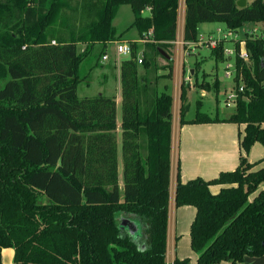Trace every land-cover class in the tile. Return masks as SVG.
<instances>
[{"label": "trees", "instance_id": "trees-1", "mask_svg": "<svg viewBox=\"0 0 264 264\" xmlns=\"http://www.w3.org/2000/svg\"><path fill=\"white\" fill-rule=\"evenodd\" d=\"M236 1L184 0L182 40L196 41L200 24L236 34L247 22L264 26V0H247L243 9ZM122 5L145 40L141 65L138 44L129 42L119 66L123 189L115 98L77 96L106 43L123 35L112 26ZM178 6L179 0H0V73H7L0 86V264L4 248L13 250L14 264H167L171 199L175 208H195L189 237L196 264L264 256V167L253 170L259 163L247 160L254 143L264 146V31L246 30L232 44L233 89L242 84L243 92L229 117L200 113L197 101L194 119L186 120L183 73L180 125L234 123L244 132L235 170L181 182L178 168L171 198L173 99L157 84L172 79L174 61L164 58L159 67L156 59L176 40ZM243 41L248 63L239 58ZM226 45L210 49L216 62L228 60ZM199 69L197 63L196 84ZM198 85L211 91L209 82ZM219 87L218 78L216 94ZM215 185L222 188L212 194ZM122 219L137 225L138 237L121 227Z\"/></svg>", "mask_w": 264, "mask_h": 264}, {"label": "crops", "instance_id": "crops-1", "mask_svg": "<svg viewBox=\"0 0 264 264\" xmlns=\"http://www.w3.org/2000/svg\"><path fill=\"white\" fill-rule=\"evenodd\" d=\"M248 2L249 1L246 0V4ZM121 7H119V11L121 10L120 9ZM184 8L185 7L183 0V12L181 14V17L178 16V21H180V24L182 25V29L180 30L181 38H182L183 26H184L183 25ZM115 20L116 17L112 21V26L116 29L117 36L123 34L120 38L122 42L125 43H127L128 41L136 42V43L141 42V40H139L138 38V33L136 29L130 28L134 20L133 13H132V21L126 28H123L121 32H118L117 28L114 26ZM200 26L201 24L199 25L198 30ZM133 29H135L136 31L135 37L133 38L126 37ZM263 31H264V26H263ZM106 44H107V52H105V54L108 57L106 62H102L101 60L99 61L100 63L98 64V66L95 67L90 72L88 82L85 84L89 86L91 82L90 78L92 73H94L95 70L99 69L101 71V80H102L101 92L99 95H102L104 97L107 96L114 97L117 108L118 103L121 105V97L119 94L120 91L119 66L114 56V45L111 44V42H108ZM99 47L100 46H98L96 49H99ZM172 47L174 49L175 46L172 44L171 48ZM83 49L84 47L80 46V50L82 51ZM194 56L195 53L193 55L183 56L181 59H177L176 56H169V58L174 61L172 77L176 75L174 74V71L178 69L177 76L175 77L179 82V88L181 85L180 81L181 79H183L182 78L183 73H184V78L188 75V73L191 75L189 84L193 79L194 68L199 62L196 60L193 64H188V66L186 67V60L187 57H194ZM162 58L164 59V57ZM176 64H177V68H176ZM185 69L187 71L186 74L184 72ZM163 79L165 78L159 79V82L157 84L158 91H161L159 89V84L160 81ZM220 80L224 81L223 77H221ZM109 81H114L115 88L113 91H111L108 87ZM166 86H167L166 84L163 85L165 89ZM199 94L201 95V97H203L205 96L204 95L205 91L200 89ZM179 103H180V97H179ZM201 106H202V102H201ZM219 118L222 119L224 117H219ZM192 119H186V120L190 121ZM120 126L121 123L120 125H118L116 121L115 133L117 137V146L119 150L118 155L121 156L122 155L121 154L122 152L120 150L121 142L119 141V138L117 136V134L119 135L117 130L118 127ZM172 129L173 128L171 124V131ZM175 131L176 132L172 131L171 133V145H170L171 198L175 187L174 183H175L176 174L178 172V168H179V179L181 182L197 179V177H200L205 181H210L215 179V177H217L218 174L221 172H232L237 168L239 156L241 154V148L239 147V135H242L244 132L243 125H237L234 123L230 124V123H216V122L180 125L178 119V123L176 124ZM120 133L122 134L121 128H120ZM263 159H264V146H261L259 143H254L251 146L249 154L247 156V160L249 163H257V162L259 163V165L255 166L253 170H257L258 168L264 167ZM118 168H119V173L123 172L122 159L120 163L119 156H118ZM119 186L121 189H123L122 175L121 178L119 179ZM221 188L222 186L220 185L211 186L210 192L212 194H215ZM260 189L264 190V183L260 186ZM171 208L175 210H174V219H173V214H172V219L171 218L168 219L169 225L167 231V246H166L167 264H172L175 258L179 260L185 259V256L180 253L179 249H180L181 241L183 239H186L188 245L190 246L189 230L191 223L194 220V216L196 212L195 208L192 206H180V208H175L173 206V202L171 199L169 217L171 216V213H173V210L171 211ZM194 256L196 257V261L190 262L189 264H196L198 257L196 254ZM1 260H2V264H14L13 250L11 248L2 249ZM218 264H230V263L222 261ZM236 264H264V256L252 257V258L246 257L244 258L242 263H236Z\"/></svg>", "mask_w": 264, "mask_h": 264}, {"label": "rangeland", "instance_id": "rangeland-1", "mask_svg": "<svg viewBox=\"0 0 264 264\" xmlns=\"http://www.w3.org/2000/svg\"><path fill=\"white\" fill-rule=\"evenodd\" d=\"M179 10H178V16L181 17V14L183 12V0H179ZM121 10L118 12L117 16H116V20L114 22V26L117 28L118 32H121L123 28H126L130 22L132 21V11L131 8L128 5H122V7L120 8ZM12 13H16L14 11H10ZM13 20H15V18H13ZM15 22V21H13ZM177 32H176V41L178 40H182L181 39V29H182V25L180 24V21L177 22ZM254 25H252L251 23H246V25H244L242 28H240L238 30V37L239 39H243V36L245 34L246 30H250V27L253 28ZM260 27V26H259ZM219 28L220 30L224 31L225 28L222 24H218V23H211V24H201L200 28H199V36H207V35H214L215 37H217V32L215 29ZM150 32V31H149ZM136 35V31L135 29L131 30L130 33L126 36V37H130L133 38ZM199 38V37H198ZM137 39V38H136ZM141 42H138V57L141 59V53L142 50L144 48L145 42H142L143 39H140ZM121 39H117L115 41H112L111 44L114 45V48L116 46L117 43H125V42H120ZM128 41L127 43L129 44ZM228 48L232 46V42L229 41V43H227L226 45ZM164 51L167 53L168 56H175V47L173 49V47H169V46H165L164 47ZM107 52V49H106ZM195 56L194 57H187L186 60V67L188 66V64H193L196 60L200 63V69L199 72L197 74V81L198 84L201 83V81L203 80L204 82H209V85L211 87V91H205V96L201 97V95L199 94L200 91V87L198 84L195 83V77H193L191 83L188 85L185 83V85H188V87L190 86V89L187 90V97H188V109H187V114H186V119H192L195 117L196 114V109H197V101H201L202 102V106L199 109L200 113L206 114L209 117H213L216 114L219 115V117H224L227 118L228 116H230L233 113V109H234V99H228V97L230 96V92L232 91L233 88V83L230 80H224L221 81L220 78L223 75L224 72V68H225V63L219 61L216 62L215 59H213L210 55V49L208 48H203V47H199L196 48L195 50ZM193 55V54H191ZM157 61V65L160 66H165L167 64L166 60H164L162 57H157L156 59ZM174 67V66H173ZM141 68V67H140ZM176 68H177V64H176ZM177 70L174 71V74H176L175 76H177ZM185 74L187 73L186 69L184 70ZM158 73H163V74H167V70H159ZM173 76L171 80L169 79H163L160 81L159 84V89L161 91L165 90V92L167 94H169L170 96H172L173 102H172V109H171V113H172V131L176 132V124L178 123V119H179V92H180V88H179V82L177 80V78ZM219 78L220 81V87H219V91L216 94L214 89H213V85L215 82H217V79ZM7 79V73L4 71H1L0 73V86L3 85L4 81ZM91 82L89 84V86H87L85 83H81L79 84V86L77 87V96L79 98H89L91 96H95V95H99L101 92V85H102V80H101V71L95 70L94 73H92L91 78H90ZM183 79H181L180 84L183 83ZM166 84V89L163 87V85ZM109 89L111 91L114 90L115 86H114V81H109V85H108ZM114 94V93H112ZM116 115H117V123L118 125H120L121 123V110H120V104L118 103L117 108H116ZM178 126V125H177ZM118 133L117 134L119 141L121 142V133H120V127H118ZM119 156V162L121 163V156ZM175 170V169H174ZM122 172L119 173V179L121 178ZM173 208V207H172ZM171 208V211L173 210ZM175 210V209H174ZM174 210L173 213H171V216L169 217V219H172V214H173V219H174ZM180 253L183 254L185 256V259L189 260L190 262H194L196 261V257L194 256L195 254H193V251L191 250V247L188 245L186 239H183L181 241V245H180Z\"/></svg>", "mask_w": 264, "mask_h": 264}, {"label": "built area", "instance_id": "built-area-1", "mask_svg": "<svg viewBox=\"0 0 264 264\" xmlns=\"http://www.w3.org/2000/svg\"><path fill=\"white\" fill-rule=\"evenodd\" d=\"M261 29H263V25H254L253 28L251 27L248 32H250V34H256V33H259ZM216 32H217V37H215L212 34L207 35L206 37L198 36L199 38L194 42H184L183 40H178V41L175 40L174 42H172V44L175 46V49H176L175 51L176 58L181 59L183 56L194 54L196 48H199V47L211 49V48L217 47L222 42L229 43V41H231L232 44H234V42H236L239 39L238 35L231 31L228 32L226 30L222 31L220 29H217ZM150 34H151V31L148 33V35ZM142 42H145V40H142ZM52 43H54V41H52ZM243 46H244V41L241 42L242 49L239 53V58L243 60L245 63H248L249 62L248 54L243 49ZM130 52H131L130 44L128 43H117L116 44L114 48V56H115L118 66H120V63H121L120 61L124 57L129 56ZM224 56L228 60L225 63V68H224L222 77L224 80L231 79V81L233 82L234 77H235L234 75H235V66H236L235 59H234V47L233 46L229 48L226 47L224 49ZM107 58L108 57L105 54L101 57V61L106 62ZM136 61L139 65H141L142 61L140 58H137ZM190 79L191 77H190V74L188 73V75L184 78V81L189 83ZM238 92L239 93L243 92L242 84L239 85L237 91L232 88V91L230 92V96L228 97V99L235 100L238 96Z\"/></svg>", "mask_w": 264, "mask_h": 264}, {"label": "water", "instance_id": "water-1", "mask_svg": "<svg viewBox=\"0 0 264 264\" xmlns=\"http://www.w3.org/2000/svg\"><path fill=\"white\" fill-rule=\"evenodd\" d=\"M235 5H237L238 8L243 9L246 8V0H237L235 2ZM161 55L166 59L169 60V56L163 52L162 50H160ZM121 227L125 228L126 230L129 231L130 235H132L134 238L138 237L139 232L137 230V225L133 222V221H127V220H121Z\"/></svg>", "mask_w": 264, "mask_h": 264}]
</instances>
